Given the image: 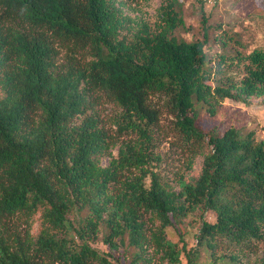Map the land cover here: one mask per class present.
I'll return each instance as SVG.
<instances>
[{"label": "trees", "instance_id": "1", "mask_svg": "<svg viewBox=\"0 0 264 264\" xmlns=\"http://www.w3.org/2000/svg\"><path fill=\"white\" fill-rule=\"evenodd\" d=\"M127 1L0 0V264H153L155 255L181 264L182 253L200 264L203 250L212 264H264V254L250 260L264 243V140L202 122L226 99L264 97V48L212 34L203 5V38L180 37L179 0H162L156 26L124 33ZM211 41L220 45L208 52ZM94 94L118 103L124 128L137 133L117 156L88 113ZM157 94L204 157L180 189L157 169ZM207 212L215 221L202 218L188 248L180 224ZM101 235L106 252L91 245Z\"/></svg>", "mask_w": 264, "mask_h": 264}, {"label": "rangeland", "instance_id": "2", "mask_svg": "<svg viewBox=\"0 0 264 264\" xmlns=\"http://www.w3.org/2000/svg\"><path fill=\"white\" fill-rule=\"evenodd\" d=\"M161 4L162 0H128L123 7L125 15L129 18L124 33L136 31L139 23H147L151 27L156 26L160 21ZM202 5L209 18L208 25L211 26L212 34L221 33L223 29L228 30L237 38L249 41L256 47L264 48V0H223L214 5L202 4L198 0H179V8L182 11L186 27L177 29L175 32L177 35L188 40L203 38ZM217 45L211 41L206 49L208 52H213L219 48L220 43ZM79 57H81L80 60L85 58L84 55ZM69 59L70 55L65 48L58 61L60 64H67ZM94 96L92 108L88 110V113H95L100 118L101 126L116 142L111 152L117 156L120 146L136 140L137 133L124 128L121 123L123 109L118 103L105 94L100 96L94 94ZM152 105L159 111L158 122L152 128L154 143L152 148L157 156V169L164 179L169 180L180 189L179 181L181 179L191 180L199 176L204 157L200 153L194 155L187 143L184 142L182 132L178 128L177 113L169 99L164 95H154ZM77 121L79 122L80 118ZM202 122L205 130L217 127L219 132L223 133L229 127L235 126L245 133L254 130L257 138L264 140V97H253L247 101L226 99L220 105L216 116H207L203 111ZM120 123L122 126L119 125ZM110 160L111 156L108 154L102 157V163L106 166ZM202 218L210 222L216 219L212 212L205 213L203 217L198 213L187 217L184 223L179 226L188 248H195L198 244L196 235L200 229ZM34 229L36 231L37 224L34 225ZM169 232L170 237L179 246H182L178 233L173 228H170ZM71 236L77 239L73 230ZM91 245L102 251H108L107 246L102 242V235L98 240L92 241ZM263 254L264 243L262 242L258 249L251 253L250 260L256 262ZM128 262V260H122L121 264H129ZM186 262V257L182 253L181 264H186ZM153 264L170 263L162 262L155 255ZM200 264H212L205 250H203V261Z\"/></svg>", "mask_w": 264, "mask_h": 264}, {"label": "built area", "instance_id": "3", "mask_svg": "<svg viewBox=\"0 0 264 264\" xmlns=\"http://www.w3.org/2000/svg\"><path fill=\"white\" fill-rule=\"evenodd\" d=\"M204 3L214 5L216 3L222 2L223 0H202Z\"/></svg>", "mask_w": 264, "mask_h": 264}]
</instances>
